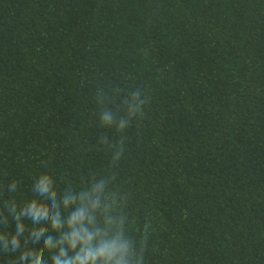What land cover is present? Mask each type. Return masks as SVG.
<instances>
[{
  "label": "trees",
  "instance_id": "obj_1",
  "mask_svg": "<svg viewBox=\"0 0 264 264\" xmlns=\"http://www.w3.org/2000/svg\"><path fill=\"white\" fill-rule=\"evenodd\" d=\"M0 264H264V0H0Z\"/></svg>",
  "mask_w": 264,
  "mask_h": 264
}]
</instances>
